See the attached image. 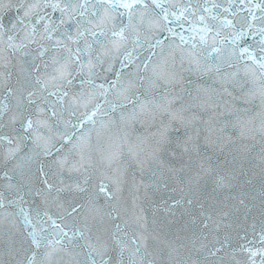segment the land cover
<instances>
[{"label": "snow or ice", "instance_id": "snow-or-ice-1", "mask_svg": "<svg viewBox=\"0 0 264 264\" xmlns=\"http://www.w3.org/2000/svg\"><path fill=\"white\" fill-rule=\"evenodd\" d=\"M0 264H264V0H0Z\"/></svg>", "mask_w": 264, "mask_h": 264}]
</instances>
